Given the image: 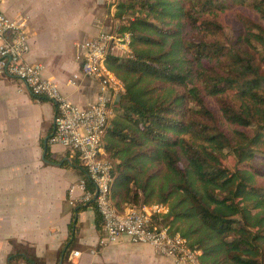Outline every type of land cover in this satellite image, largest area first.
<instances>
[{"label":"trees","instance_id":"1","mask_svg":"<svg viewBox=\"0 0 264 264\" xmlns=\"http://www.w3.org/2000/svg\"><path fill=\"white\" fill-rule=\"evenodd\" d=\"M114 5L132 49L106 58L125 86L102 142L114 206L167 205L154 222L201 250L204 264H264V0ZM228 11L244 23L238 33L221 19ZM92 204L100 228L94 203L76 210ZM76 223L57 264L69 258ZM21 260L46 264L14 244L8 264Z\"/></svg>","mask_w":264,"mask_h":264},{"label":"crops","instance_id":"2","mask_svg":"<svg viewBox=\"0 0 264 264\" xmlns=\"http://www.w3.org/2000/svg\"><path fill=\"white\" fill-rule=\"evenodd\" d=\"M71 1L6 0L3 9L13 18L33 16L27 28L28 60L41 62L45 76L70 101L86 106L95 100L99 81L81 74V50L73 39L85 35L77 28L84 13L87 21L83 23H89L86 31L94 30L98 10H94V1L87 0L93 11L84 10L80 16L69 7ZM56 2H62V17H51L54 22L48 20L43 26L37 9L52 10ZM55 115L53 101L34 96L18 79L5 77L0 82V264H8L14 244L32 246L46 264H57L74 218L76 234L66 264H177L153 246L132 242L127 236L100 243L104 231L97 226L95 206L77 211L78 204L70 202L69 187L87 176L74 151L49 140ZM75 250L79 256L72 254ZM17 264L28 263L21 260Z\"/></svg>","mask_w":264,"mask_h":264},{"label":"built area","instance_id":"3","mask_svg":"<svg viewBox=\"0 0 264 264\" xmlns=\"http://www.w3.org/2000/svg\"><path fill=\"white\" fill-rule=\"evenodd\" d=\"M5 1L0 0V82L5 77L16 78L34 96L55 103V130L51 143L60 144L79 155L87 178L69 187V198L74 205H96L103 219L104 236L100 243L106 245L127 236L132 242L153 246L159 254L173 258L177 264H204L201 250L191 248L188 240L180 233L173 234L169 226L154 222L155 215L169 211L167 205L155 203L119 211L110 197L113 165L101 157L104 153L102 142L113 117L111 103L125 86L107 67L106 58L110 52L131 56L130 34L103 31L78 45L81 74L99 81L95 100L82 106L70 101L60 86L45 76L41 62L28 60L30 16H9L3 9ZM72 254L79 256L80 251L75 250Z\"/></svg>","mask_w":264,"mask_h":264},{"label":"rangeland","instance_id":"4","mask_svg":"<svg viewBox=\"0 0 264 264\" xmlns=\"http://www.w3.org/2000/svg\"><path fill=\"white\" fill-rule=\"evenodd\" d=\"M23 2H27V0H22ZM30 3L34 0H28ZM90 1H94V3H96L94 10H98V15L96 17V19L94 20L95 22L92 23V25L94 26V30L90 33H88L86 30L89 26V23H83L84 21H87V16L85 15V13L81 16L82 11L84 10H89L91 9V11H93V7L89 6V3L87 2V0H73L71 1V3L69 4V7L75 11L77 14L78 12L80 13L81 16V23L78 25L80 27H77L78 29H80V34H85L84 36L78 38L76 37L75 39H73V42H77V44H80L81 42L85 41L86 39L90 38V36L96 35L101 31H107V32H114V31H118L117 28L118 26H120L122 24V22L120 21H116V19L114 18L115 16V12L117 10L116 5L114 6V2H117V0H90ZM61 3L62 2H56V7H53L52 10H45L44 11L40 10L38 12L37 9V16H41V22L43 23L42 25L45 26V22H47L49 20V22H54L51 21L52 18H56V20L58 19V17H62L61 16ZM114 6V7H113ZM85 11V12H86ZM72 12H71V16H72ZM28 15V14H27ZM30 16V15H28ZM52 17V18H51ZM240 16L237 15V13L235 11H228L227 13L223 14L221 19L225 22V24L227 25L228 30L235 34L238 33L240 30L244 29L243 25V21L239 18ZM30 20L33 23L34 19L32 16H30ZM55 20V21H56ZM91 25V24H90ZM71 34H73V32L70 30ZM67 43L70 41L69 39L65 40ZM76 44V45H77ZM70 46H71V42H70ZM118 54V53H116ZM264 70V67H263ZM223 162L230 167H233L235 164V159L233 156H228L226 157ZM69 264V263H68Z\"/></svg>","mask_w":264,"mask_h":264},{"label":"water","instance_id":"5","mask_svg":"<svg viewBox=\"0 0 264 264\" xmlns=\"http://www.w3.org/2000/svg\"><path fill=\"white\" fill-rule=\"evenodd\" d=\"M121 98V95H118L117 98H116V101H119Z\"/></svg>","mask_w":264,"mask_h":264}]
</instances>
